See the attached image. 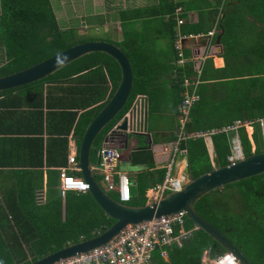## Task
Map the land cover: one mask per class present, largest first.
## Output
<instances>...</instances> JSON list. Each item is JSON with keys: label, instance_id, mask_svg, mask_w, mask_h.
Masks as SVG:
<instances>
[{"label": "trees", "instance_id": "16d2710c", "mask_svg": "<svg viewBox=\"0 0 264 264\" xmlns=\"http://www.w3.org/2000/svg\"><path fill=\"white\" fill-rule=\"evenodd\" d=\"M224 13L228 14L226 11ZM57 14L53 0H0V64H2L0 78L38 65L77 45L96 40L82 38L78 30H63ZM227 21L229 20L226 16V19L224 17L220 24L218 23L217 32L220 31L219 35L224 32L223 39L230 36L231 28L227 27ZM198 32L202 33V30L195 31L199 34ZM115 45L122 47V51L131 62L134 86L131 97L122 112L102 131L94 144L92 160L95 166L99 164L98 154L106 141L105 139L127 114L138 95L149 96L151 114L157 113L159 107L161 108L158 96L161 92L157 90L155 74L164 71V67L160 62L153 61L147 54L139 51H127L123 45ZM250 49L255 52L256 60L258 56H264V49H260L258 44H254ZM173 52L175 54L173 62H175L178 57L175 47H173ZM209 63L204 70L202 84L198 88L200 100L191 109V122L187 125L188 132L221 129L236 121L253 122L255 127L253 142L256 148H253L246 128L243 127L240 130L244 154L251 156L263 151L262 131L257 122L261 119L264 120V70L256 69L255 77L248 80L244 87L238 85L239 83L234 80L209 83L211 80L207 76L211 69ZM166 67V72L171 77L173 76L171 80L173 99H170L173 103V109L170 110L173 116L170 119H173L178 114V106L182 99L183 79L193 76L194 68L189 63L179 68L171 62H168ZM105 71L108 77H105ZM120 80L119 64L109 55L94 53L75 61L47 79L4 91L0 93V98L3 97L4 102L5 100L14 101L19 96L23 97L31 93L34 98H38L37 90L47 83H68L71 85L70 88L74 85V95L83 94V97H74L80 103V108L76 109L77 111L82 109L85 112L80 115L79 120L77 119L79 112H64L62 114L70 113L69 115L73 116L68 127L69 130L65 131L67 133L71 132L78 120L75 136L78 138L77 142L80 147L88 128L115 93ZM108 81L111 82L112 91L109 98L105 100L103 90ZM215 90H219V92L217 93ZM87 92L92 94L89 99L85 96ZM49 99L52 100V97ZM100 101L102 104L95 107L94 105ZM163 111L164 108H161L160 112ZM60 116L64 119L65 115ZM57 129L64 130L60 126ZM248 131L251 134L250 128ZM145 138L147 144L144 148L131 153V164L152 169L155 168L154 153L149 147L155 140ZM35 141L41 144L38 138H35ZM68 142L64 141V145H68ZM211 142L215 154L214 161L211 160L209 148L204 139H191L187 146L184 145L188 148L187 172L190 178H197L212 170L213 163L216 166L228 164L227 158L231 154L228 135L225 133L216 134L212 136ZM43 151L40 150L39 162L36 164L32 162L35 170L26 171L29 166L25 159V170L21 168L13 170L14 186L4 190L5 192L13 190L18 199L15 202L9 199L11 202L8 206V216L3 217L2 223L0 222V238L3 233L6 234V228L11 233L8 235V239L5 237L0 242V264H32L70 245L91 240L115 223L105 214L90 192L87 194L70 192L66 199L67 216L64 218V199L60 191L61 171H49L46 202L44 205H39V193H37L39 189H37L36 179L38 174L43 176V173L34 171L44 167ZM33 158L31 157V159ZM0 167L7 169L12 166L0 164ZM159 171H161L159 172V181L162 183L167 170ZM71 174L83 178L82 172ZM97 178L102 182V175H97ZM160 182L158 184H161ZM155 186L153 182L149 184L139 175L138 188L132 190L133 198L127 204L131 206L146 205L148 202L147 192L150 187L152 189ZM109 194L114 200L120 202L118 194ZM196 210L204 219L224 233L252 264H264V175L212 192L196 204ZM187 223L189 228L193 227L189 220ZM207 247L211 248L213 257L226 252L207 234L197 231L181 248L173 246L168 250V261L161 257L160 251H157L155 264H201Z\"/></svg>", "mask_w": 264, "mask_h": 264}, {"label": "crops", "instance_id": "0c3cea01", "mask_svg": "<svg viewBox=\"0 0 264 264\" xmlns=\"http://www.w3.org/2000/svg\"><path fill=\"white\" fill-rule=\"evenodd\" d=\"M87 1L92 2V11L88 10ZM65 3H69L75 16L70 29L78 30L80 36L87 35L81 36L82 38L96 39L89 42L102 41L123 45L127 51L147 54L153 61L160 62L164 67V71L155 74V84L157 90L161 92L158 94L160 105L164 111L160 112L159 107L157 113L151 114L154 116V126L150 129L149 124L148 129L151 139L155 140L149 147L154 153L155 168L147 169L145 166L131 164V153L144 148L147 144L145 137H143L145 143L131 138L121 149L123 161L120 169L130 175L133 183L132 190L138 188V183L134 181L136 175L137 177L140 175L149 184L153 182L154 186L156 183L158 185L159 172H161L159 170H165L164 165L170 157L168 154L163 155V149L173 142L178 114L170 119L173 116L170 113L173 109V103L170 100L173 99L171 94L173 76L166 72V65L168 62L173 64L176 62V60L173 62L175 58L173 47L179 35L187 36L184 40L183 52L190 62L196 61V58L200 56L206 57L204 70L210 62L211 69L207 74L211 79L209 83L234 80L244 87L248 80L255 77L256 69L264 70V56H258L256 60L255 52L250 49L254 44L264 49V0H63L61 6ZM225 11L228 14L225 15ZM226 16L229 20L227 27L231 28H229L230 36L223 39L224 32L219 35L220 31L215 37L208 36L207 34L215 28L216 23L220 24ZM179 21H183V24H179ZM59 23L63 30H70L65 28L69 26L63 25L60 20ZM196 30H202V33L198 32L202 37H188L196 35ZM86 31L92 34L88 35ZM120 48L122 50V47ZM105 77H108L106 71ZM70 86L68 83H47L37 90L38 98H34L32 93L23 97L19 96L14 101L5 100L4 102L3 97L0 98V164L12 166L7 169L0 167V222L3 217L8 216L11 200L15 202L18 199L13 190L7 192L4 190L14 186L13 170L17 168L25 170V159L29 166L26 171L32 172L35 170L32 162L38 163L40 150H44V167L39 170L36 168L34 172L43 173L42 177L38 174L36 179L37 189H39L38 192H45L47 198L49 171L60 172L64 166L68 165L70 156L80 155L75 131L80 115L85 110L77 111L76 108H80V103L74 97L80 98L83 94L74 95L75 86L71 88ZM105 87L103 93L107 100L112 91L111 82L108 81ZM162 88L164 89L161 90ZM215 91L219 92V90ZM184 92L185 89L182 94ZM196 92L198 94V89ZM85 96L89 99L92 94L87 92ZM51 97L52 100L49 99ZM148 100L151 107V99ZM101 104L102 101L94 106ZM64 112H79L78 120L70 133L65 131L69 130L73 116L69 115L70 113L62 114ZM60 115H65L64 119ZM58 126L64 130L57 129ZM35 138H38L41 144H38ZM66 140L69 141L68 145H64ZM75 142L78 146L77 152H74ZM31 157L34 158L31 159ZM98 157L100 160L99 154ZM147 193H150V190ZM63 204L64 218H66V202ZM5 232L7 236L3 233L0 242L5 237L8 239V235L11 234L7 228ZM155 263L154 260L151 264Z\"/></svg>", "mask_w": 264, "mask_h": 264}, {"label": "built area", "instance_id": "2783aa9c", "mask_svg": "<svg viewBox=\"0 0 264 264\" xmlns=\"http://www.w3.org/2000/svg\"><path fill=\"white\" fill-rule=\"evenodd\" d=\"M183 24V21H179ZM219 24L216 23V29ZM213 30L208 36H213ZM188 37L199 38L201 34ZM175 41V50L178 54L175 64L178 67L185 66L189 59L183 52L184 40L187 36H178ZM206 58H196L195 66L196 77H185L182 86L185 89L182 94V100L178 106L177 127L174 132L173 142L163 149V155H170L164 168L167 170L166 177L161 184L156 185L147 193L148 202L159 200L167 194L180 191L189 181V178L182 174H176L175 166L178 156L185 159L184 168H188V148L187 143L191 139H204L211 160L214 161L215 154L212 149V136L225 133L229 137L231 154L228 157V164L234 165L243 159L241 152L242 143L240 137L241 128L246 130L253 123L248 121H236L232 125L225 126L221 129L208 130L204 132H188L187 125L191 122V109L200 100L197 89L201 84L203 74V65ZM195 61V60H194ZM177 76V74L175 75ZM149 98L145 94L138 95L133 101L127 114L112 129L107 141L104 142L99 155L100 161L95 169L102 172V187L107 193H116L121 203H129L132 198L133 183L130 175L120 169L123 161L122 147L126 144L127 138L145 136L151 139L148 131L150 103ZM127 120L126 130H119V126L123 124V120ZM264 128V121H261ZM262 140L264 143V129L262 130ZM129 141V140H128ZM186 145V146H184ZM75 151L78 146L75 142ZM79 156L74 154L69 158L67 167L62 168L60 176V191L66 202L67 195L70 192L87 194L90 192L91 185L82 177L72 175L71 173L82 172L79 166ZM215 165V163H213ZM38 201L45 202V192H41ZM188 219L185 212H179L175 215L154 219L147 223L129 226L121 235L110 244L96 249L90 253L74 257L56 264H151L154 255L160 251V255L165 260L168 259V250L173 246L182 247L192 235L199 231L196 226L188 227ZM201 264H242L239 259L232 253L225 252L223 254L212 256L211 248L207 247Z\"/></svg>", "mask_w": 264, "mask_h": 264}, {"label": "water", "instance_id": "95a60500", "mask_svg": "<svg viewBox=\"0 0 264 264\" xmlns=\"http://www.w3.org/2000/svg\"><path fill=\"white\" fill-rule=\"evenodd\" d=\"M94 53L111 56L120 66L121 80L115 93L90 125L83 138L79 151L80 162L78 168L81 169L83 178L91 185L90 194L94 196L105 214L113 219L115 223L91 240L70 245L32 264H56L90 253L116 240L129 226L147 223L182 211L186 213L187 219L199 231L211 237L226 252L234 254L242 264H252L224 233L198 213L196 204L202 198L226 186L264 175V150L248 156L234 165H213L212 170L201 174L197 178H189L187 184L180 191L167 194L159 200L147 202L144 206H131L118 202L102 187L97 178V175H102V172L94 168L92 160L94 144L102 131L122 112L131 97L134 86V73L131 62L120 47L102 41L77 45L38 65L1 77L0 93L47 79L75 61ZM126 127L127 120L124 119L123 124L118 129L124 131ZM105 140L107 141V138ZM128 140L129 138H127L126 144Z\"/></svg>", "mask_w": 264, "mask_h": 264}, {"label": "rangeland", "instance_id": "374dc122", "mask_svg": "<svg viewBox=\"0 0 264 264\" xmlns=\"http://www.w3.org/2000/svg\"><path fill=\"white\" fill-rule=\"evenodd\" d=\"M62 1L63 0H61V2H60V0H53V2H54V4H55V8H56V10H57V12H58V14H57V16H58V18H59V20H60V22L63 24V25H65V26H69V27H65V28H69L70 29V27H71V25H73V21H74V13H73V10H72V8L69 6V3H65V5L64 6H61V4H62ZM88 2V1H87ZM92 7H93V4H92V2H88L87 3V8H88V10L89 11H92ZM82 16V15H81ZM90 17H92V15H90ZM80 18V17H79ZM65 19V20H64ZM60 24V23H59ZM86 32H88V31H86ZM92 33H90V32H88V35H91ZM82 37H84V36H87V35H81ZM2 64H0V66H1ZM191 77H196V76H191ZM164 88H162L161 90H163ZM148 98H149V96L148 95H146ZM149 115H150V118H149V124H150V129H152V127L154 126V122H153V115L151 116V112L149 113ZM249 129V128H248ZM248 129H247V132L249 133V131H248ZM132 139H139V140H141V142L142 143H145V139L143 138V137H131ZM130 138V139H131ZM185 161V159L183 158V157H180V156H178V158H177V161H176V166H175V172L177 171V170H180L181 172L182 171H184L185 170V172L187 171V169H185L184 168V161ZM183 169V170H182ZM188 173V172H187ZM134 181L136 182V183H138L139 182V175H138V177H137V175H136V177H135V179H134ZM39 194L41 193V192H38ZM43 205H44V203L45 202H41ZM156 255H157V253L154 255V258H153V260H152V262L154 261V260H156ZM151 262V263H152Z\"/></svg>", "mask_w": 264, "mask_h": 264}, {"label": "clouds", "instance_id": "9594fccd", "mask_svg": "<svg viewBox=\"0 0 264 264\" xmlns=\"http://www.w3.org/2000/svg\"><path fill=\"white\" fill-rule=\"evenodd\" d=\"M216 27V26H215ZM219 29V28H218ZM218 29H216V28H214L213 30H216L215 32H214V35L213 36H211V37H215L216 35H217V31H218ZM213 30H211V32L213 31ZM210 33V32H209ZM208 33V34H209ZM207 34V35H208ZM196 35H198V34H196ZM199 58V57H198ZM206 62V61H205ZM205 62H204V65H205ZM189 64H192L193 65V68H194V70H193V72H194V76H196V74H195V66L197 65V63L198 62H188ZM187 63V64H188ZM204 65H203V74H204ZM203 74H202V76H203ZM202 79V78H201ZM202 84V83H201ZM200 84V85H201ZM199 85V86H200ZM199 88V87H198ZM261 121H264L263 119H261V120H259L257 123L259 124V126H260V128H261V131L264 129L263 127H262V125H261ZM251 123H253V122H251ZM251 130H252V132H251V134L250 133H248V135H249V138L252 140V143H253V148H256V145L254 144V142H253V134H254V131H255V127H254V123L252 124V125H250V127H249ZM241 143H242V141H241ZM263 150H264V146H263ZM241 152H242V154H243V159L242 160H244L246 157H248V156H246L245 154H244V151H243V146H242V148H241ZM229 157V156H228ZM227 161H228V158H227ZM241 161V160H240ZM227 165H231V164H227ZM125 204V203H124Z\"/></svg>", "mask_w": 264, "mask_h": 264}, {"label": "flooded vegetation", "instance_id": "af4514ba", "mask_svg": "<svg viewBox=\"0 0 264 264\" xmlns=\"http://www.w3.org/2000/svg\"><path fill=\"white\" fill-rule=\"evenodd\" d=\"M180 170H181V169H180ZM180 170H177V171H176V174H182V175L186 176L187 178H190V177H189V174L187 173V171L185 172V170H184V171L181 172ZM182 170H183V169H182Z\"/></svg>", "mask_w": 264, "mask_h": 264}]
</instances>
